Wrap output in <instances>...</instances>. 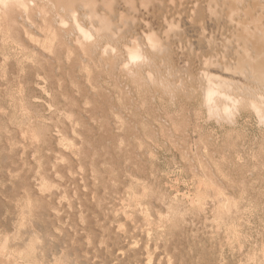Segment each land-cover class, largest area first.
I'll use <instances>...</instances> for the list:
<instances>
[{
    "label": "rangeland",
    "instance_id": "obj_1",
    "mask_svg": "<svg viewBox=\"0 0 264 264\" xmlns=\"http://www.w3.org/2000/svg\"><path fill=\"white\" fill-rule=\"evenodd\" d=\"M0 68V264H264L256 127L227 136L202 125L173 143L146 127L141 149L118 145L106 91L75 103L69 77L44 66L51 83L41 96L29 82L36 67L11 59Z\"/></svg>",
    "mask_w": 264,
    "mask_h": 264
},
{
    "label": "bare ground",
    "instance_id": "obj_2",
    "mask_svg": "<svg viewBox=\"0 0 264 264\" xmlns=\"http://www.w3.org/2000/svg\"><path fill=\"white\" fill-rule=\"evenodd\" d=\"M11 59L36 67L29 82L41 96L51 75L69 77L75 103L106 91L118 145L141 149L146 127L172 143L202 125L264 133V0H0L2 68Z\"/></svg>",
    "mask_w": 264,
    "mask_h": 264
}]
</instances>
